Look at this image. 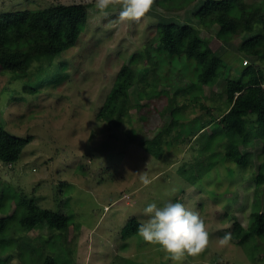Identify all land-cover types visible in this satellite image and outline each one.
<instances>
[{
    "label": "rangeland",
    "instance_id": "obj_1",
    "mask_svg": "<svg viewBox=\"0 0 264 264\" xmlns=\"http://www.w3.org/2000/svg\"><path fill=\"white\" fill-rule=\"evenodd\" d=\"M204 1L154 0L140 21L109 26L118 18L119 4L105 15L95 0H0V12L58 3L86 8L68 18L62 33L68 47L31 86L0 65V125L29 137L15 162L0 161V217L15 216L0 241V264H40L47 254L54 264H264V237L218 243L233 233L235 221L247 227L252 210H264V87L258 86L264 62L253 63L238 48L248 32L226 38L216 25L201 28L222 63L215 84L186 94L180 90L189 82L183 70L195 75L193 62H175L172 70L157 51L158 24H196L194 13ZM251 4L264 11V0H237L238 8ZM131 56L137 79L120 93L108 118L97 116L118 69ZM245 72L251 83L229 102L225 80L244 78ZM212 116L217 120L193 134L197 121ZM220 128L224 134L217 132L212 149H206L210 133ZM156 134L153 145L147 142ZM226 143L245 153L244 166L225 155ZM142 171L152 181L147 187L137 175ZM21 196L66 214L69 223L63 228L38 223L23 231ZM169 201L183 203L204 220L209 246L199 256L173 262L137 232L122 237L130 218L144 219L147 204Z\"/></svg>",
    "mask_w": 264,
    "mask_h": 264
},
{
    "label": "trees",
    "instance_id": "obj_2",
    "mask_svg": "<svg viewBox=\"0 0 264 264\" xmlns=\"http://www.w3.org/2000/svg\"><path fill=\"white\" fill-rule=\"evenodd\" d=\"M85 9L83 3H58L36 9L25 8L0 12V65L14 78L23 79L25 85L31 86L32 80L42 77L55 54L68 47L67 41L62 36L68 18L74 14L83 13ZM194 17L198 21L196 24L160 22L157 26V38L160 43L158 55L166 57V60L171 63L172 70L176 69L175 62L181 64H183L182 61H185V64L193 62L195 75H190L191 69L183 70L184 77L189 78V82L180 88L184 93L191 94L196 91L195 94H197L202 92L204 85L215 84L217 72L222 63L220 55L203 39L201 28H213L216 25L217 33L226 38L243 31L248 32L249 36L240 43L238 48L251 55L253 63L264 62V11L260 7L251 4L238 8L237 0H205L195 11ZM134 60L135 57L131 56L129 62L123 63L118 69L97 116L108 118L116 108L120 93L129 89L137 79L136 70L129 64ZM242 74L244 78L231 77L224 82L223 89L229 102L233 101L235 92L241 91L251 83L248 73ZM151 89L155 91V88ZM159 93L165 94V90L161 89ZM261 102L263 109L260 118L264 125V94ZM174 111L172 110V115ZM171 120L176 121L178 118L173 115ZM215 120L217 117L212 116L205 121H197L193 134ZM217 132L224 134L221 128L213 130L210 133L209 143L205 144L206 149H212L216 141L212 144L211 142L214 138L217 139ZM156 138L157 134L147 142L153 145ZM28 141L29 137L15 135L0 125V161L15 162ZM150 144L147 147L149 151H152ZM225 148L226 156L242 166L245 165L247 162L245 153L231 143H226ZM155 155L160 154L156 151ZM17 204L21 205L18 226L23 231L30 230L38 223H45L52 228H63L69 223V217L66 214L39 206L32 197H18ZM13 214L0 217V241L4 238L5 229L12 224L11 220L15 217ZM139 222L135 217L130 218L121 229L122 237L136 233ZM234 225L231 241L237 244L246 242L250 234L264 237V210L259 207L254 208L247 227H243L238 221H235ZM253 248L255 244L249 247L252 250ZM254 256L253 254L251 257L255 260ZM54 263H57L55 257L47 254L40 264Z\"/></svg>",
    "mask_w": 264,
    "mask_h": 264
},
{
    "label": "clouds",
    "instance_id": "obj_3",
    "mask_svg": "<svg viewBox=\"0 0 264 264\" xmlns=\"http://www.w3.org/2000/svg\"><path fill=\"white\" fill-rule=\"evenodd\" d=\"M154 0H95V8L106 13L110 5L119 4L120 11L116 21L109 26L123 22H138L152 8ZM141 184L149 186L152 181L146 171L137 173ZM144 219L139 222L137 234L145 242L159 246L173 262L182 261L185 256L196 257L209 246V232L205 222L197 211H193L181 202H167L162 206L152 202L142 213ZM231 233L226 232L218 238L220 246L231 241Z\"/></svg>",
    "mask_w": 264,
    "mask_h": 264
},
{
    "label": "crops",
    "instance_id": "obj_4",
    "mask_svg": "<svg viewBox=\"0 0 264 264\" xmlns=\"http://www.w3.org/2000/svg\"><path fill=\"white\" fill-rule=\"evenodd\" d=\"M261 83H259V85L258 86H260V87H264V80L263 81H260Z\"/></svg>",
    "mask_w": 264,
    "mask_h": 264
},
{
    "label": "built area",
    "instance_id": "obj_5",
    "mask_svg": "<svg viewBox=\"0 0 264 264\" xmlns=\"http://www.w3.org/2000/svg\"><path fill=\"white\" fill-rule=\"evenodd\" d=\"M243 62H244V63H246V62H247V59H246V58H244V59H243Z\"/></svg>",
    "mask_w": 264,
    "mask_h": 264
}]
</instances>
